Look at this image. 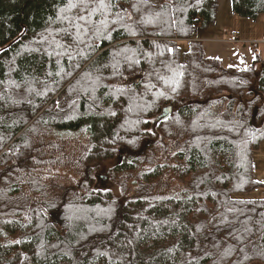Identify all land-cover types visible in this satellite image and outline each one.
I'll list each match as a JSON object with an SVG mask.
<instances>
[{
	"label": "trees",
	"instance_id": "obj_1",
	"mask_svg": "<svg viewBox=\"0 0 264 264\" xmlns=\"http://www.w3.org/2000/svg\"><path fill=\"white\" fill-rule=\"evenodd\" d=\"M216 14L0 0V264H264V198L235 197L264 188V51L243 67L206 56L193 38Z\"/></svg>",
	"mask_w": 264,
	"mask_h": 264
},
{
	"label": "rangeland",
	"instance_id": "obj_2",
	"mask_svg": "<svg viewBox=\"0 0 264 264\" xmlns=\"http://www.w3.org/2000/svg\"><path fill=\"white\" fill-rule=\"evenodd\" d=\"M211 31L214 33L213 37L220 38L222 39L221 41L231 40L232 33L239 37L240 40L244 41V43L237 41L216 43L219 49H221V54L226 50L227 54L231 56V54H235L239 49L247 47L252 48L253 44L256 43H258L259 48L264 51V44H261L264 38V13L260 14L254 21L248 18H241L232 13L230 0H217V17L213 29H208L206 33H210ZM206 33L202 35L206 37ZM178 45L182 51L188 49V42L185 40L179 41ZM252 59V55H247L243 59L230 61V66L243 67L245 64H249ZM252 160L254 179L264 183V142L253 152ZM95 188L99 190H110L113 194L117 196L120 195L119 188L108 179L101 178L98 180L97 178ZM235 197L246 200L261 199L264 198V188H258L249 193L236 194ZM53 218L57 220L58 216L55 215Z\"/></svg>",
	"mask_w": 264,
	"mask_h": 264
},
{
	"label": "crops",
	"instance_id": "obj_3",
	"mask_svg": "<svg viewBox=\"0 0 264 264\" xmlns=\"http://www.w3.org/2000/svg\"><path fill=\"white\" fill-rule=\"evenodd\" d=\"M216 17H217V14H216ZM213 26L211 27L212 29H213ZM211 28H209V29H211ZM207 30L201 31V32H196V36L194 37L197 40H200L202 42L206 56L219 58L225 66H230V61H234L237 59H243L247 55H252V57L254 59L253 48H248V47L237 50V52L235 54H231V56H229L227 54L226 50H225V52H223L221 54V49H219V47L216 45V43H218V42H224L225 43V42H231V41L229 39L221 41L222 39H220V38H214L213 37L214 33H212V31L210 33H206ZM203 33H206L207 36L204 37L202 35ZM260 50H262V49H260Z\"/></svg>",
	"mask_w": 264,
	"mask_h": 264
},
{
	"label": "water",
	"instance_id": "obj_4",
	"mask_svg": "<svg viewBox=\"0 0 264 264\" xmlns=\"http://www.w3.org/2000/svg\"><path fill=\"white\" fill-rule=\"evenodd\" d=\"M165 111H166V113H170L171 108L168 107ZM255 113H256V109H254L253 114H252V121H253V122H254V118H255Z\"/></svg>",
	"mask_w": 264,
	"mask_h": 264
},
{
	"label": "snow or ice",
	"instance_id": "obj_5",
	"mask_svg": "<svg viewBox=\"0 0 264 264\" xmlns=\"http://www.w3.org/2000/svg\"><path fill=\"white\" fill-rule=\"evenodd\" d=\"M81 3L86 4L87 3V0H81Z\"/></svg>",
	"mask_w": 264,
	"mask_h": 264
},
{
	"label": "built area",
	"instance_id": "obj_6",
	"mask_svg": "<svg viewBox=\"0 0 264 264\" xmlns=\"http://www.w3.org/2000/svg\"><path fill=\"white\" fill-rule=\"evenodd\" d=\"M263 41H264V39H263Z\"/></svg>",
	"mask_w": 264,
	"mask_h": 264
}]
</instances>
